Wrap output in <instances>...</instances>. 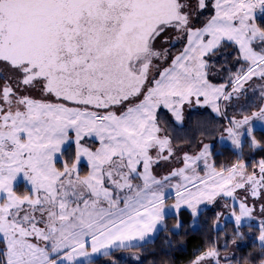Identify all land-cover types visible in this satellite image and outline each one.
<instances>
[{"label": "snow or ice", "instance_id": "1", "mask_svg": "<svg viewBox=\"0 0 264 264\" xmlns=\"http://www.w3.org/2000/svg\"><path fill=\"white\" fill-rule=\"evenodd\" d=\"M254 80L261 103L229 117ZM185 106L228 121L231 165L204 139L186 150ZM256 124L264 133V0H0V264H96L169 208L195 220L218 201L233 243L255 227L246 264H264V156L242 155L245 137L264 152ZM234 259L213 243L189 264Z\"/></svg>", "mask_w": 264, "mask_h": 264}, {"label": "trees", "instance_id": "2", "mask_svg": "<svg viewBox=\"0 0 264 264\" xmlns=\"http://www.w3.org/2000/svg\"><path fill=\"white\" fill-rule=\"evenodd\" d=\"M221 61L223 58H220ZM223 82V76H220ZM192 119V118H190ZM191 124L193 121H190ZM194 128L199 129L197 125ZM194 128H192L194 130ZM186 129L189 135L192 130ZM264 135L261 130H256V136L259 139ZM204 136V135H203ZM212 149V160L219 168L229 166L240 154L239 149H234L227 145H222L218 152ZM243 157L250 163H253L264 156V152H250L247 142L244 141ZM221 207L213 205L201 210L198 219L190 215L189 211L181 210L179 213L167 215L162 228L150 240L133 243L136 246L119 248L112 251V255H99L93 258L96 264H189L197 252H203L213 243L220 246V254L227 257L234 256L231 260L234 264H246V260L251 256L258 254L259 242L256 240L258 233L255 227L252 235H247L248 228H243L246 234L243 240H237L233 243V221L221 220L219 216V228L215 227L217 214ZM177 216L182 221V227L175 228ZM255 225L257 222L252 221ZM227 240V247H223Z\"/></svg>", "mask_w": 264, "mask_h": 264}, {"label": "rangeland", "instance_id": "3", "mask_svg": "<svg viewBox=\"0 0 264 264\" xmlns=\"http://www.w3.org/2000/svg\"><path fill=\"white\" fill-rule=\"evenodd\" d=\"M218 80V77H215L213 82L214 83H217ZM256 80H254L255 82ZM259 82V81H257ZM260 84V83H259ZM250 84H247L245 88H248L249 90L246 91V93L243 91L239 98L238 99H233V101H231V104L230 106L227 108V113L229 114V117H237L239 118V116L241 115V113L243 114H251V112L255 111L256 110V105H259L261 103V96H260V93H258V89L260 87H253L251 86V88L249 87ZM248 95V97L246 96H243V95ZM259 98V101H258V98ZM222 108H223V105H222ZM240 113H239V112ZM184 115H185V121H184V129H187V128H194L195 125H197V123L194 122L195 119H200L199 121H205V118L206 119H209L210 117H212V119L214 120V122H217V123H222L224 122L225 125H227L228 121L226 122L225 119H223L222 117L220 116H217L216 114L212 113L210 109L208 108H201V107H197L195 109H188L187 106H185V110H184ZM190 117H195V118H192L193 119V123L191 124V122L189 121ZM218 124V125H219ZM256 130H261V125L260 124H256ZM221 132H218V131H215L214 134H213V143L210 142V141H207L206 137H202V136H199L198 134V129L197 128H194V131L192 133V135H187L188 138L191 140L192 142V146L190 148H186L187 151H189L190 153H193L195 152L196 150V145L198 143V141L200 139H204L205 142L209 143L212 145V149L214 148L213 146H215L216 144H218V146L215 148V151L218 152L220 150V147L222 145H228L230 147H234L230 140L227 138V135L226 133L223 134V138H221ZM244 141L247 142V138L245 137L244 138ZM213 151V150H212ZM157 171H164L163 169H158ZM174 196L173 197H170L168 200H167V203L169 205H172L174 204ZM224 203V201H218L216 204L214 205H218L221 207V212H223V215H221V220L224 221V220H232L229 216H228V210L227 209H223L222 208V204ZM213 205H208V204H202L200 206L201 210L204 209V208H207V207H212ZM169 212H175V210L169 208L168 209V214ZM259 219V218H257ZM254 222H257V221H254ZM99 255V254H98ZM221 255V254H220ZM222 257H224L223 255H221ZM221 264H234L233 262H225V261H222Z\"/></svg>", "mask_w": 264, "mask_h": 264}, {"label": "crops", "instance_id": "4", "mask_svg": "<svg viewBox=\"0 0 264 264\" xmlns=\"http://www.w3.org/2000/svg\"><path fill=\"white\" fill-rule=\"evenodd\" d=\"M220 78L221 77H218V80H216L217 81V83H222V81L220 80ZM258 80H256L255 82L254 81H252V82H249V84H250V88H251V86H253V87H260V84H259V82H257ZM245 87H246V85H245ZM248 90V88H245V90H244V92H246ZM227 115L229 116V114L227 113ZM192 118H195V117H192ZM193 121V119H189V121ZM200 119H195L194 120V122L195 123H197L198 121H199ZM226 120V119H225ZM205 121H207L208 122V126H207V128L206 129H201V128H199L198 129V134H200L201 135V132L202 131H204V136L206 137V139H207V141H210V142H213L212 140H213V134H214V131H218V132H221L222 131V129H223V127L224 126H226L225 124H224V122H222V123H217V122H214V120L212 119V117H210L209 119H206L205 118ZM226 122H227V120H226ZM219 124V125H218ZM193 129L190 131V135H192V133H193ZM170 213V212H169ZM171 213H175V212H171ZM170 213V214H171ZM168 214V213H167ZM163 226V223L161 224V225H159L158 226V228H157V231L161 228ZM157 231L154 233V234H152L151 236H149L145 241H147V240H150V239H152V237H154L155 236V234L157 233ZM133 243H139L138 241H136V242H133ZM100 255V254H99ZM99 255H97V256H99ZM97 256H95V257H97ZM95 257H93V258H95Z\"/></svg>", "mask_w": 264, "mask_h": 264}]
</instances>
